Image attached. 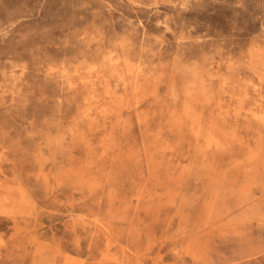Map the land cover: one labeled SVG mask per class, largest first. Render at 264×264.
I'll return each mask as SVG.
<instances>
[{
	"label": "rangeland",
	"instance_id": "1",
	"mask_svg": "<svg viewBox=\"0 0 264 264\" xmlns=\"http://www.w3.org/2000/svg\"><path fill=\"white\" fill-rule=\"evenodd\" d=\"M0 264H264V0H0Z\"/></svg>",
	"mask_w": 264,
	"mask_h": 264
},
{
	"label": "bare ground",
	"instance_id": "2",
	"mask_svg": "<svg viewBox=\"0 0 264 264\" xmlns=\"http://www.w3.org/2000/svg\"><path fill=\"white\" fill-rule=\"evenodd\" d=\"M190 69V68H189ZM263 69V68H262ZM240 73V72H239ZM260 76V75H259ZM194 90V89H193ZM197 91V90H196ZM59 124V123H58ZM88 129V128H87ZM91 136V135H90ZM63 140V139H62ZM61 173V172H60ZM67 173V172H66Z\"/></svg>",
	"mask_w": 264,
	"mask_h": 264
}]
</instances>
